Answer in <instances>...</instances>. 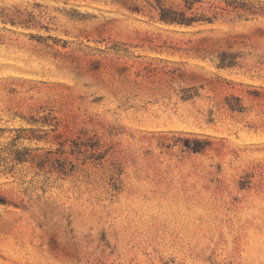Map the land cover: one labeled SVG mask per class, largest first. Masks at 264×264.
<instances>
[{
    "label": "rangeland",
    "instance_id": "1",
    "mask_svg": "<svg viewBox=\"0 0 264 264\" xmlns=\"http://www.w3.org/2000/svg\"><path fill=\"white\" fill-rule=\"evenodd\" d=\"M155 6L0 0V264H264V13Z\"/></svg>",
    "mask_w": 264,
    "mask_h": 264
},
{
    "label": "trees",
    "instance_id": "2",
    "mask_svg": "<svg viewBox=\"0 0 264 264\" xmlns=\"http://www.w3.org/2000/svg\"><path fill=\"white\" fill-rule=\"evenodd\" d=\"M203 0H182V3L166 5L164 0H156L155 8L158 9L157 19L166 24L192 25L194 23H213L218 19L232 20L235 17L247 19L249 16H257L264 13V5H256L248 0H215L208 1L203 7L197 3ZM202 8L208 12L197 13L195 9Z\"/></svg>",
    "mask_w": 264,
    "mask_h": 264
}]
</instances>
